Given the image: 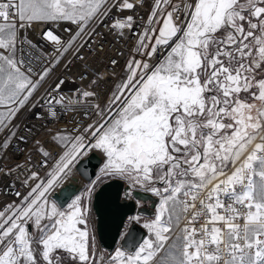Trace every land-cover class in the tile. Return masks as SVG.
<instances>
[{
	"label": "snow or ice",
	"instance_id": "6c2138e0",
	"mask_svg": "<svg viewBox=\"0 0 264 264\" xmlns=\"http://www.w3.org/2000/svg\"><path fill=\"white\" fill-rule=\"evenodd\" d=\"M37 25L68 35L48 27L41 46L26 35ZM102 28L135 43L73 99L68 73L104 54ZM69 105L81 119L52 132V167L40 139L41 159L24 155L35 133L21 116L55 121ZM91 153L99 173L82 191L64 188ZM10 155L24 162L9 166ZM0 177V195L15 197L0 206V264H264V0H0ZM113 182L138 207L141 194L156 202L128 218L145 235L125 233L105 254L92 203Z\"/></svg>",
	"mask_w": 264,
	"mask_h": 264
},
{
	"label": "built area",
	"instance_id": "2783aa9c",
	"mask_svg": "<svg viewBox=\"0 0 264 264\" xmlns=\"http://www.w3.org/2000/svg\"><path fill=\"white\" fill-rule=\"evenodd\" d=\"M140 15L147 17V10H142L140 12ZM142 23V21H141ZM52 27L53 30L61 35V36H67L68 33L64 32V27L66 25H61L58 28L55 25H37L34 31H29L26 33L27 38L31 39L33 43L44 46L45 42L40 39L41 32L48 28ZM103 32L102 37L96 38L97 45L103 44L104 47V54H102L100 57H93L91 55H86L85 61H75L74 65L72 66L71 73H68L69 77L75 78L76 83H67L63 89L62 92L65 93L67 96H72L73 99H76L75 96H73V92L75 89L80 88L84 89L88 83L89 80L92 78V73L95 70H99L101 72H107L108 71V65L112 58H115L120 61V65L123 64L125 57L128 54L129 49L132 47V45L135 43L134 40H129V42H125L117 38L116 36L110 34L107 29H100ZM45 51H47V47H45ZM124 52L125 56L122 57L119 55V52ZM69 59H72V57H69ZM120 65L117 66V71H120ZM84 72L87 76V78L83 81L79 80L80 73ZM64 75V68L59 67L56 69L55 74L52 75L50 83L52 81H55L57 77ZM107 78V77H106ZM111 84H109L107 87L111 88ZM103 87V85H102ZM73 105H69L68 109L60 111L58 114V118L53 121L50 117L47 116V112H44V118L36 120L32 118V115L30 112H27L25 115L21 116L20 122H21V128L24 127V125H28L33 128L35 135H29V143L28 145H21L22 147H27L28 152H26L24 155H28L29 153L32 154L35 161H39L41 158L36 156L35 149L32 147V141L35 139H40L42 142H46L48 145V150L51 152V158H49L48 161V168H51L54 164L55 160L58 159V154L60 152V148L53 146V141L51 140V134L52 132H55L59 129H68L71 130L75 125L72 123L73 118L75 117L76 120L81 119V113L83 109L79 105H75L76 111H73L72 108ZM48 129H51V132L48 131ZM25 135H28L26 132ZM19 160L20 163L24 162L23 156H9L8 161L6 163L10 166L11 164L15 163L16 160ZM48 168L45 169H39L41 173V177L43 178L45 176V173L48 171ZM37 170V169H33ZM9 181L3 177H0V191H7L5 188V185ZM15 182V181H13ZM18 190L23 192H26L27 190L24 188H20L18 186ZM15 199L12 195H0V206H2L4 203H7L11 200ZM131 221L128 222L127 227L131 225ZM98 245V244H97ZM99 247V245H98ZM99 252H103V250L99 247Z\"/></svg>",
	"mask_w": 264,
	"mask_h": 264
},
{
	"label": "water",
	"instance_id": "95a60500",
	"mask_svg": "<svg viewBox=\"0 0 264 264\" xmlns=\"http://www.w3.org/2000/svg\"><path fill=\"white\" fill-rule=\"evenodd\" d=\"M103 157L98 153H91L83 158L77 165L78 171L64 188L71 192H79L84 183L92 178L93 173H97L102 166ZM127 185L111 184L101 185L97 190V196L94 197L92 209L96 216V234L99 247L107 252L112 253L116 248L124 245L125 233H130L133 237L139 238L145 235L146 230L140 224L131 223L127 227L128 218L143 213L151 216L153 207L156 202L155 197L141 194L145 201L143 207H138L134 201L125 200L122 193ZM59 191L62 190H58ZM57 193V194H58Z\"/></svg>",
	"mask_w": 264,
	"mask_h": 264
},
{
	"label": "rangeland",
	"instance_id": "374dc122",
	"mask_svg": "<svg viewBox=\"0 0 264 264\" xmlns=\"http://www.w3.org/2000/svg\"><path fill=\"white\" fill-rule=\"evenodd\" d=\"M26 113H27V112H25L23 115H25ZM23 115H22V116H23ZM98 173H99V170H98L97 174H98ZM75 174H76V172L74 173V175H75ZM74 175H73V176H74ZM86 184H87V183H84V184H83V188H84V186H85ZM83 188H82V190H83ZM82 190H81V191H82ZM92 216H93L92 223H93V226L95 227V230H96V216H95V214H94V212H93V209H92ZM97 244H98V242H97V234H96V246H97L98 251H100V250H99V247H98ZM103 252H104L105 254H107V252H105V251H103Z\"/></svg>",
	"mask_w": 264,
	"mask_h": 264
}]
</instances>
